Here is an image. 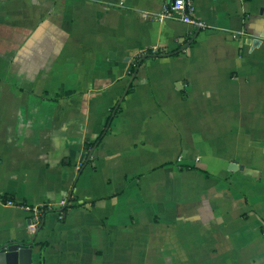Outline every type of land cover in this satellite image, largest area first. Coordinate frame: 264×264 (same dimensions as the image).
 Masks as SVG:
<instances>
[{"label": "crops", "instance_id": "obj_1", "mask_svg": "<svg viewBox=\"0 0 264 264\" xmlns=\"http://www.w3.org/2000/svg\"><path fill=\"white\" fill-rule=\"evenodd\" d=\"M192 1L0 0V245L264 264V0Z\"/></svg>", "mask_w": 264, "mask_h": 264}, {"label": "built area", "instance_id": "obj_2", "mask_svg": "<svg viewBox=\"0 0 264 264\" xmlns=\"http://www.w3.org/2000/svg\"><path fill=\"white\" fill-rule=\"evenodd\" d=\"M168 7L164 10L162 14L163 17L174 18L182 21L183 23L194 25L198 28L204 26V23L197 20L193 16V1L192 0H167ZM7 206H14L15 203L11 200L3 201ZM44 205H33L28 208L32 212L30 223L28 228L31 232L35 231L38 224L40 223L41 213Z\"/></svg>", "mask_w": 264, "mask_h": 264}, {"label": "water", "instance_id": "obj_3", "mask_svg": "<svg viewBox=\"0 0 264 264\" xmlns=\"http://www.w3.org/2000/svg\"><path fill=\"white\" fill-rule=\"evenodd\" d=\"M188 44L189 42H187L185 46ZM145 57L146 55L142 56L138 63H140ZM136 71L137 66L133 70L129 83L135 76ZM32 244L33 238L28 242L11 241L9 243L0 245V264H32V256L34 251Z\"/></svg>", "mask_w": 264, "mask_h": 264}]
</instances>
